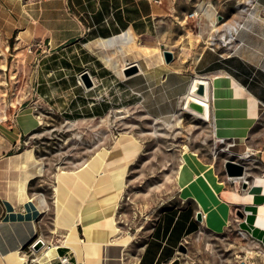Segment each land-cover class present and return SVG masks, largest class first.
<instances>
[{
	"label": "crops",
	"instance_id": "crops-1",
	"mask_svg": "<svg viewBox=\"0 0 264 264\" xmlns=\"http://www.w3.org/2000/svg\"><path fill=\"white\" fill-rule=\"evenodd\" d=\"M184 1L0 0V30L8 37L16 36L15 45L26 46L27 58L38 62L32 71L35 90L30 100L20 103L14 116L0 119V264H43L39 257L54 245L56 255L46 264H61V256H68L71 264H201L179 252V245L200 233L201 225L211 233L224 232L236 206L262 203L233 199L231 195H241L240 191L226 189L212 163H203L198 155L189 152L183 155L184 163L192 171L186 179L188 185H181L177 176L180 203L162 208L138 251L130 250V243L123 250L121 260L100 241L107 214L102 210L104 201L99 194L91 192L85 198L76 197L74 210L58 214L56 202L47 212L46 201L42 205L41 198L29 195V184L27 195L41 212L35 218L26 217V199L18 189V165L24 157L22 143L40 126V109L63 108L57 103L50 104L52 87L60 89L65 99L63 111L67 119L76 123L91 116L100 117L105 108L110 110L121 104L120 92L115 96L116 88L129 90L136 97L144 94L139 102L146 107L147 97L157 91L165 94V103L174 101L190 80L180 56ZM242 12L226 22L228 35L233 36L236 31V42L232 37L226 48H220L219 44L214 48L199 44L194 67L203 73L201 77L209 80V114L215 137L227 144L232 156L242 159V152H250L263 171L264 0H255ZM127 34L141 47L154 49L159 46L161 56L151 53L150 64L144 57L133 58L128 64L137 63L140 71L122 78L104 66L96 52L103 45L112 51ZM42 46L45 54L40 56L36 52ZM162 48L173 52L170 63L164 62ZM84 71L89 72L93 80L90 89L78 83ZM104 83L113 86L112 100H97L96 94L105 88ZM240 162L245 165L247 178V165ZM202 173L213 178L215 190L192 183ZM183 192H189L185 199ZM195 197L201 201L202 209ZM203 209L212 210L207 219L203 218ZM80 214L82 223L77 218ZM64 216L77 218L73 235L79 243L74 239V245L65 244L71 230L63 224ZM37 238H41L45 246L34 252L30 248Z\"/></svg>",
	"mask_w": 264,
	"mask_h": 264
},
{
	"label": "rangeland",
	"instance_id": "rangeland-1",
	"mask_svg": "<svg viewBox=\"0 0 264 264\" xmlns=\"http://www.w3.org/2000/svg\"><path fill=\"white\" fill-rule=\"evenodd\" d=\"M254 3L255 0L184 1L182 6L185 21L181 23V31H184V34L181 36L183 42L180 56L190 80L186 82L187 86L179 93V97L168 104L165 103V94L161 91L147 97L146 107L143 106L144 103L139 102L140 96L145 97L144 94L136 97L129 90L116 88L115 96L120 92L121 104L114 105L115 108L110 110L105 108L100 117L91 116L76 123L67 119L68 115L63 111L65 104L62 101L65 99L60 89L52 87L50 104L57 103V106L63 108L40 109L38 115L42 124L27 135L22 143V150L33 147L36 158L44 165L43 174L31 181L29 195L43 198L47 212H50L56 201L54 187L58 168L76 170L102 148L112 149L116 141L123 136L134 137L143 145L142 153L130 165L116 215L118 226L124 233L133 237L129 248L134 253L147 238L158 212L162 208L177 205L176 202L180 203L177 199V170L185 153L192 152L198 155L203 163H212L226 189H237L241 195H247L246 190L253 185L254 179L257 176L264 177V170H260L262 166L257 158L252 155L245 159L232 156L227 144L215 137L211 120L197 118L183 111L181 107L191 80L203 75L194 67L197 46H229L230 42L225 46L222 44L230 37L227 34L226 22L232 16H240L242 9ZM208 4L213 5L216 10L217 22L214 28L206 18L205 6ZM14 37H8L0 30V119L3 120L14 116L18 107L28 102L35 90L32 71L38 62L33 63L27 58L28 48L16 46ZM232 37L236 42V31ZM135 44L141 47L137 42ZM43 49L42 46L36 54L44 55ZM222 50L225 51L218 49L219 52ZM106 52H111L110 48L107 47L105 51L96 54L100 58ZM132 59L133 56L128 54L124 66ZM102 64L125 78L122 70L118 73L104 62ZM91 74L95 75L92 71ZM78 80L79 84H83L80 75ZM104 84L105 88L96 94L97 100H112L113 86ZM227 159L246 163V187H243L242 181L227 178L224 169ZM236 207L224 232L211 233L201 225L200 233L184 240L186 252L181 253L189 260H196L201 264H264V244L241 226L246 217L244 205Z\"/></svg>",
	"mask_w": 264,
	"mask_h": 264
},
{
	"label": "bare ground",
	"instance_id": "bare-ground-1",
	"mask_svg": "<svg viewBox=\"0 0 264 264\" xmlns=\"http://www.w3.org/2000/svg\"><path fill=\"white\" fill-rule=\"evenodd\" d=\"M205 14L206 18H208L211 22L212 28H214V25L217 22L216 10L214 6L210 4L206 5ZM193 15H195V13ZM233 30L235 31V29ZM231 39L232 35L228 38L227 42H230ZM89 48L92 50V47ZM104 48L106 47L103 45L97 52H102ZM153 52H159V55L161 56V50L158 47L154 49L137 47L133 37L130 34H127L123 36V42H121L118 48L111 52H106V54L100 56V58L107 66H110L114 71L120 73L121 68H123L124 64L126 63L125 58L128 54H131L134 59L144 57L150 64L151 62L149 61V55ZM189 98L201 104L204 102L200 97L186 93L185 99ZM205 104L209 108V103ZM181 109L196 116L197 118L210 120L209 113L208 118L205 119L195 114L193 111L191 112V110L184 109L183 106ZM41 124L42 121H40V125ZM219 141L223 142L222 139ZM142 151L143 145L134 137L125 138L123 136L116 141L112 149L109 150L102 148L93 157H91L90 160L82 163L78 169L69 171L59 167L58 172L56 173V185L54 187V192L56 196L55 202L57 205L56 210L58 214H61L68 209L74 210V198L76 197L83 196L85 198L92 192L94 195H100L103 198L104 206L102 210L105 215L107 214V221L103 226L104 229L101 232L103 236L100 237V241L102 242L103 246H105L106 250L111 249L113 252H116L117 256H119V260L122 258L121 256L123 250L129 246L133 237L129 233H124L117 224L116 214L119 206L118 201L121 197L122 190L125 187V178L129 171L130 165L135 162ZM249 156L250 152L248 151L241 153V157L244 159L248 158ZM184 161H186L185 157L182 159V163H180L178 167L177 176L180 179L179 181L181 185H188L189 181L187 182L186 179H189L187 176H190V172L192 171L189 166H186ZM18 167L20 169L18 189L20 194L26 199V217L35 218L39 216L41 211L40 208L33 203L32 199L28 197L27 189L32 180L43 174L44 165L36 158L34 148L29 147L24 150V157ZM233 180L248 182L246 174L243 177L233 178ZM193 182H197L211 190H213L215 187L213 184L214 180L209 174L202 173L201 175H198L197 179L193 180L192 183ZM218 185H222V183H219ZM246 192V196L234 194L231 195V197L235 200H257L262 201V203L245 204L243 210L246 217L242 220L241 226L244 227L252 236L260 239L264 244V177H256L254 179L253 185L249 186ZM188 193L189 192H183L182 196L184 199L187 197L185 194ZM196 200L198 206L202 209L203 206L201 201L197 198ZM67 201L68 206H66ZM40 202L42 205L45 204V200L43 198H41ZM203 210V218L207 219L208 216L211 215L212 210H209V212L205 211V209ZM71 218L68 217L67 219L65 216L63 217V224L67 226L69 230H71L69 238L65 244L74 245V239L77 241V243L80 242L79 239L73 235V233L75 234L77 218L82 223V217L80 214L76 220H73L75 219L73 217ZM55 255L56 251L54 245L48 248L44 255L39 257V261L43 264H46Z\"/></svg>",
	"mask_w": 264,
	"mask_h": 264
},
{
	"label": "water",
	"instance_id": "water-1",
	"mask_svg": "<svg viewBox=\"0 0 264 264\" xmlns=\"http://www.w3.org/2000/svg\"><path fill=\"white\" fill-rule=\"evenodd\" d=\"M162 55L165 63H170L174 58L173 52L164 48H162ZM139 71L140 69L137 63L128 64L127 66L122 68V73L125 78H129L130 76L135 75ZM80 78L85 88L90 89L91 87H93L94 83L89 72L87 71L82 72L80 74ZM187 94L196 95L201 99H203L205 103H209L210 100L209 80L206 78L194 77L190 82ZM204 102L203 104H201L189 98L184 100L183 107L184 109L191 110V112L193 111L195 114L199 115L200 117L207 119L209 108ZM224 169L228 178L243 177L245 175V170H246L245 165L243 163L229 159H227L224 162ZM246 184L247 182H243V187H246ZM44 246H45V242L41 238H37L32 243L31 249L34 252H39ZM178 250L180 252L185 253L186 247L184 246V244H180Z\"/></svg>",
	"mask_w": 264,
	"mask_h": 264
},
{
	"label": "built area",
	"instance_id": "built-area-1",
	"mask_svg": "<svg viewBox=\"0 0 264 264\" xmlns=\"http://www.w3.org/2000/svg\"><path fill=\"white\" fill-rule=\"evenodd\" d=\"M227 43H229V42H223L222 44H223V46H225ZM78 82H79V80H78ZM59 261H60L61 264H71L70 263V259H69L68 256H61V257H59Z\"/></svg>",
	"mask_w": 264,
	"mask_h": 264
}]
</instances>
